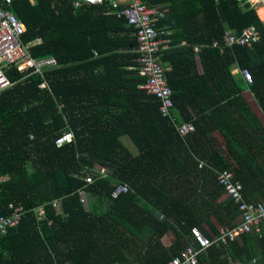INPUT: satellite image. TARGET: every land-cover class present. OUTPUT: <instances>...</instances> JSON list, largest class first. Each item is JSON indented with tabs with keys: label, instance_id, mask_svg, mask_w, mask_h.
Instances as JSON below:
<instances>
[{
	"label": "trees",
	"instance_id": "trees-1",
	"mask_svg": "<svg viewBox=\"0 0 264 264\" xmlns=\"http://www.w3.org/2000/svg\"><path fill=\"white\" fill-rule=\"evenodd\" d=\"M150 6L172 46L162 63L170 68L174 120L141 89L135 29L112 7L75 9L67 0L8 6L25 25V44L43 40L34 58L54 57L58 66L44 74L12 68L14 85L0 93V215L11 213V204L26 209L17 227L0 234V264H169L192 229L213 240V219L235 227L239 207L221 199L219 174L231 171L246 200H264V23L257 11L241 0ZM251 26L260 33L251 49L212 47L227 30L242 34ZM235 69L247 70L252 83ZM187 122L195 131L185 138L177 126ZM66 133L74 141L58 145ZM101 167L108 177L97 173ZM121 185L128 193L113 198ZM170 233L175 241L166 247ZM224 249L237 264H264V227L261 237ZM223 253L214 246L200 264H229Z\"/></svg>",
	"mask_w": 264,
	"mask_h": 264
},
{
	"label": "built area",
	"instance_id": "built-area-1",
	"mask_svg": "<svg viewBox=\"0 0 264 264\" xmlns=\"http://www.w3.org/2000/svg\"><path fill=\"white\" fill-rule=\"evenodd\" d=\"M13 0H0V93L12 87L14 83L8 76L12 68L25 73L32 69V74H44L58 66L54 57L41 60L35 59L32 53L34 46L41 44L43 40L25 44L22 37L25 32V25L22 20L14 14L8 6ZM34 2V0H31ZM73 8L79 9L92 6H110L115 10L118 19H125L135 29V35L139 43V57L137 59L138 71L146 78V83L141 86L145 92L155 95L160 100V113L164 117L175 118L172 115L174 108V91L169 86L167 73L169 67L162 63L163 53L171 49L168 33L165 28L156 27L158 8L151 7V0H67ZM257 11L264 14V0H241ZM113 13V10H108ZM260 41V34L255 27L245 29L242 34L227 30L220 41L213 43L212 47L219 49L221 53L230 52L237 46L251 49ZM185 45V43H183ZM198 52L199 48H195ZM98 56V53H96ZM132 70L137 69L131 67ZM240 72V71H239ZM244 79L252 83L253 77L247 71H241ZM28 76V75H27ZM180 136L187 137L195 131V125L187 122L177 126ZM74 141L73 133H66L58 138V145ZM97 173L102 177L109 176V169L97 168ZM0 176V185L4 180ZM219 185L227 197L231 198L239 207L240 218L233 229L222 228L219 235L213 240L206 238L198 229L191 231V241L188 246L179 254L174 255L169 264H200V255L208 253L214 246L226 247L244 236H261L264 227V200L252 202L245 200L243 196V185L234 181V174L231 171H224L218 175ZM88 183L95 182L94 177L86 179ZM128 193V186L121 185L113 194V198H119ZM11 213L0 215V234L7 235L8 231L18 225L22 220L26 209L22 205L11 204ZM43 215V211H41ZM163 219V218H162Z\"/></svg>",
	"mask_w": 264,
	"mask_h": 264
},
{
	"label": "crops",
	"instance_id": "crops-1",
	"mask_svg": "<svg viewBox=\"0 0 264 264\" xmlns=\"http://www.w3.org/2000/svg\"><path fill=\"white\" fill-rule=\"evenodd\" d=\"M235 73H236V72H235ZM253 100H254V99H253ZM254 101H255V100H254ZM124 140H125V144L130 148V150L136 151V149H135L134 145L132 144V142L130 141V139H128V138H124ZM132 146L134 147V149H132ZM242 165H243V163H242ZM243 166H244V165H243ZM185 192H187V191H185ZM224 198H226V196L223 194V196H222L221 199H224ZM156 209H157V208H156ZM153 213H156V212H153ZM213 222H214V225H215L216 220L213 219ZM215 227H216V229H221V228H220L221 226L219 225V223H218V227H217L216 225H215ZM202 228H203L204 230L209 231V229H208V227H207L206 225H202ZM174 241H175V236H174L172 233L168 234V235H167L166 237H164V239L162 240L163 244H164L166 247L170 246ZM222 249H223V251H224L222 257H226V258H228V259H229V264H237L235 261H232V260L230 259V256H229V252H228V250H227V249H224V248H222ZM211 261H212V260H211Z\"/></svg>",
	"mask_w": 264,
	"mask_h": 264
},
{
	"label": "rangeland",
	"instance_id": "rangeland-1",
	"mask_svg": "<svg viewBox=\"0 0 264 264\" xmlns=\"http://www.w3.org/2000/svg\"><path fill=\"white\" fill-rule=\"evenodd\" d=\"M262 12H259V15H260V17L262 18V19H264V15H263V13L261 14ZM57 61V60H56ZM58 63V62H57ZM245 95H246V97L247 98H249L250 99V102H251V104H252V106H254L256 109H258V106L256 105V102L253 100L254 99V96L251 94V92L250 91H248V92H245ZM259 110V109H258ZM260 111V110H259ZM214 136H215V138L217 139V142H219V143H221V145H222V147H224V148H226V147H228V143L223 139V137L218 133V131H216V133L214 134ZM226 146V147H225ZM132 149H134V147L132 146ZM232 158H233V160L236 162V164L237 165H242V163L241 162H238V158L236 159V157H235V155L233 154V153H231L230 152V154H229ZM241 163V164H240ZM1 176V175H0ZM20 223V222H19ZM19 223H18V225H19ZM17 225V226H18ZM215 225L218 227V222L216 221L215 222ZM16 226V227H17ZM15 228V227H14ZM13 229V228H12Z\"/></svg>",
	"mask_w": 264,
	"mask_h": 264
},
{
	"label": "clouds",
	"instance_id": "clouds-1",
	"mask_svg": "<svg viewBox=\"0 0 264 264\" xmlns=\"http://www.w3.org/2000/svg\"><path fill=\"white\" fill-rule=\"evenodd\" d=\"M252 9H254V8H252ZM256 10V9H255ZM257 11V10H256ZM259 12L260 11H257V13H258V16H259V18L261 19V21L264 23V19H262L261 17H260V15H259ZM264 15V14H263ZM251 27H254V26H251ZM249 28V27H248ZM256 28V27H255ZM247 29V28H246ZM258 31V30H257ZM259 32V31H258ZM260 34V33H259ZM186 45V44H185ZM236 72V73H235ZM240 72H239V70L238 69H235L234 71H233V74H235V75H237V74H239ZM218 178V177H217ZM218 181V180H217ZM218 184H219V182H218ZM224 195L226 196V194L224 193ZM227 197V196H226ZM246 200V199H245ZM233 201V200H232ZM247 201H249V200H247ZM258 201H260V200H258ZM258 201H255V202H258ZM234 202V201H233ZM235 204V203H234ZM236 205V204H235ZM164 219V217L163 216H161L160 217V219ZM240 218V217H239ZM162 219V220H163ZM239 220V219H238ZM221 229L222 228H228V227H220ZM234 228V227H233ZM233 228H229V229H233ZM194 229H197V228H194ZM193 230V229H192ZM199 230V229H198ZM217 231H218V235H219V232H220V229H217ZM201 232V231H200ZM202 233V232H201ZM203 234V233H202ZM262 235V234H261ZM258 237H261V236H258ZM241 239V238H240ZM239 239V240H240ZM190 241H191V236H190V238H189V243H190ZM238 241V240H237ZM236 241V242H237ZM235 243V242H234ZM227 247V246H226ZM221 248H225V247H221ZM200 259V258H199Z\"/></svg>",
	"mask_w": 264,
	"mask_h": 264
},
{
	"label": "bare ground",
	"instance_id": "bare-ground-1",
	"mask_svg": "<svg viewBox=\"0 0 264 264\" xmlns=\"http://www.w3.org/2000/svg\"><path fill=\"white\" fill-rule=\"evenodd\" d=\"M260 12H262V11H260ZM262 13H263V12H262ZM262 13H261V14H262Z\"/></svg>",
	"mask_w": 264,
	"mask_h": 264
}]
</instances>
